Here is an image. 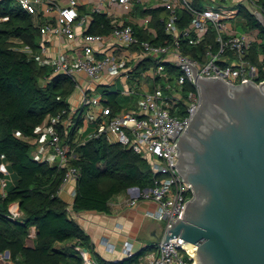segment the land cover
Masks as SVG:
<instances>
[{"label": "built area", "instance_id": "2783aa9c", "mask_svg": "<svg viewBox=\"0 0 264 264\" xmlns=\"http://www.w3.org/2000/svg\"><path fill=\"white\" fill-rule=\"evenodd\" d=\"M17 1L22 10L34 17L40 30L36 57L52 67L55 75L70 78L76 83V90L82 91L78 108L45 121L43 126L51 130L52 137L43 149L33 144L34 159L47 161L45 157L50 154L57 166L66 169L60 192L66 185L74 184L71 196L75 198L80 171L69 166L75 155L67 142L72 130L83 121L84 125L78 127L79 137L89 126L93 127L83 143L105 137L110 144L122 145L149 161L154 174L158 176L155 186L145 191L130 188L127 204L132 207L139 201L155 203L157 211L148 215L156 221H164L166 230L172 222L181 218L186 203L192 198L191 186L183 181L177 170V139L173 137L178 127L181 128L180 132L176 131L179 134L185 131L200 103L191 66L196 67L200 76L205 78H220L231 84L262 83L259 66L247 58L258 34L238 31L230 20L239 15L241 4H245L254 16L257 11L264 15V0H203L207 3L202 6L198 0H159L169 13L164 23L170 40L163 45L141 40L134 27L128 24L116 25L108 35L87 34L84 27L88 17L80 12L83 0ZM94 1L97 5L92 13H100L103 4H119L129 9L134 2L141 3V0ZM182 11L189 15L190 22L186 28L178 29V16ZM210 29L215 33V44L207 45L204 61L191 59L182 53L183 41L191 40L192 44H199L205 41ZM104 44L109 46L105 48ZM133 49L142 52L143 63L147 60L153 63L148 70L138 72L135 85L142 83L145 87L144 82H152L153 88L138 91L134 85L125 91L126 96H138L140 106L135 111L114 113L109 106H103L102 97L94 92L108 79L114 82L127 78L130 73L135 74L136 65L129 58L115 56L116 51ZM23 51L33 52L30 47H25ZM166 65L176 66L177 73ZM81 73L86 76V87L81 85ZM187 84H191L194 90L186 92ZM175 88L182 89L183 93ZM98 108L101 109L99 114L93 115ZM1 158L5 159V156L1 155ZM0 182L6 186L5 179L0 178ZM11 215L13 219L21 217L19 211H11ZM102 244L108 252H114L112 243L103 240ZM79 249L83 248L78 247L77 251ZM142 250L146 252L132 264H194L198 245L178 237L166 244L162 239H157L142 247ZM140 252L134 251L133 243L126 242L123 247L124 260L134 258ZM80 254L84 264H98L89 250L86 254ZM10 261L6 253L0 254V263Z\"/></svg>", "mask_w": 264, "mask_h": 264}, {"label": "trees", "instance_id": "16d2710c", "mask_svg": "<svg viewBox=\"0 0 264 264\" xmlns=\"http://www.w3.org/2000/svg\"><path fill=\"white\" fill-rule=\"evenodd\" d=\"M207 1L198 0L202 6ZM155 11H144L153 15V26L157 35H137L141 40L163 45L170 40L164 21L169 17ZM93 21L87 34L108 35L112 26L103 14L92 13ZM178 29L189 25V15L182 11L178 16ZM240 30L257 33L248 60L259 66L264 81V28L245 4L240 5L237 18ZM41 33L34 17L21 9L17 0L0 2V157L10 164L14 183L5 197L0 198V254L7 251L14 264H84L77 248L92 252L90 237L72 217V213H109L111 201L130 188L142 191L152 189L158 178L150 163L143 156L119 144H110L105 137L83 140L92 132L89 126L79 137L75 127L68 139L75 157L69 163L80 171L77 195L72 207L59 192L64 183L66 169L57 163L37 161L33 157L34 139L37 129L50 118L70 112L69 99L76 91V83L70 78L55 75L54 69L36 57ZM215 44V33L210 29L205 41L192 44L182 42V53L191 59L205 60L207 45ZM30 47L32 53L23 51ZM260 57H263L261 59ZM153 65L147 60L137 71ZM174 73L178 68L166 65ZM194 90L191 84L185 91ZM112 96L104 101L114 113L122 109L121 101ZM20 205L21 217L13 219L11 206ZM35 232L34 246L28 241ZM68 244L66 247L60 245ZM73 248L75 253L67 251ZM146 251L142 250L130 260L117 264H132ZM93 253V252H92ZM98 264H114L93 253Z\"/></svg>", "mask_w": 264, "mask_h": 264}, {"label": "water", "instance_id": "95a60500", "mask_svg": "<svg viewBox=\"0 0 264 264\" xmlns=\"http://www.w3.org/2000/svg\"><path fill=\"white\" fill-rule=\"evenodd\" d=\"M255 17L264 28V15ZM191 70L200 103L173 137L192 198L159 239L198 245L194 264H264V81L231 84Z\"/></svg>", "mask_w": 264, "mask_h": 264}, {"label": "crops", "instance_id": "0c3cea01", "mask_svg": "<svg viewBox=\"0 0 264 264\" xmlns=\"http://www.w3.org/2000/svg\"><path fill=\"white\" fill-rule=\"evenodd\" d=\"M2 0H0L1 2ZM83 6L80 8V12L83 15L88 17V21L84 29L88 32V29L93 21V17L91 13L93 9L96 8V1L94 0H83ZM144 11H155L165 14L167 11L162 7L159 0H141V3L134 2L133 6L129 9L125 7L114 4L113 6H109L108 4H103L101 7V12L99 14H103L109 20V23L113 28L116 25L128 24L134 27V29L138 32V34L147 33L148 35H152L153 38L157 35L156 29L153 26V15L152 14H143ZM156 12V13H157ZM237 18L230 20V24L235 27L238 31H241L239 28V24L237 22ZM105 48L109 45L104 44ZM103 50L104 48L101 47ZM115 56H122L123 58H129L131 63L136 65L135 74H129L127 78L122 80H116L111 82L109 79L105 82H102L100 86L97 88V91L94 94H99L102 97V104L104 101H109L112 96H117L116 101H121L122 109L121 111L127 110H137L140 106V101L138 96H126L127 92L131 87H134L135 81L137 80L138 71L137 69L140 65L145 61L143 60V54L138 50H119L116 51ZM136 75V79H135ZM80 82L82 87L87 86L86 76L85 74H80ZM121 83L123 86L122 91H118V93H112L110 88L115 86L117 83ZM139 83L136 86L138 91H142L143 89L151 90L153 88L152 82H144ZM101 88H104V92L101 93ZM82 98V91H78ZM71 98V97H70ZM76 101V100H75ZM81 101L77 102L74 107L70 104L71 109H76L79 107ZM104 106V105H103ZM100 108L95 110L93 115L99 114ZM91 133V132H90ZM84 136H87L84 134ZM52 133L51 130L47 126L41 125L38 129L37 136L34 139H31V143L35 144L37 148L43 149L47 146L49 139H51ZM50 154L46 155L47 161L50 160L52 163H56L51 158ZM45 159V160H46ZM0 178H3L7 181L6 186L4 187L0 182V198L5 197L7 195L8 190L11 185L14 183V177L12 175L10 164L3 160L0 157ZM74 184L66 185L65 188L59 193V196L67 202L70 207L74 203V198L71 196V192L74 190ZM129 199L128 191L121 193L116 196L110 203V212L109 213H97V212H81V213H72V217L80 224V226L84 229L87 235L90 237L92 244V252L99 255L103 259L113 262L117 260H124L123 255V247L126 242H131L134 244V251L136 253L142 250L147 244H151L157 240L153 236V233L157 230L154 229L153 224L148 221L154 220L149 217L148 213L157 211V205L153 202L149 201H139L136 206H128L127 200ZM20 205L13 204L10 208L12 212L19 211ZM156 221V220H155ZM151 222V221H150ZM145 230L147 232V237L145 241L139 240L140 234ZM34 238L35 232L32 234V238L28 241L29 246H34ZM156 239V240H153ZM159 239V237H158ZM103 240H107L115 246V250L113 253L108 252L105 249V246L102 244ZM91 252V253H92ZM92 253V254H93ZM0 264H14L12 261L10 262H1Z\"/></svg>", "mask_w": 264, "mask_h": 264}, {"label": "rangeland", "instance_id": "374dc122", "mask_svg": "<svg viewBox=\"0 0 264 264\" xmlns=\"http://www.w3.org/2000/svg\"><path fill=\"white\" fill-rule=\"evenodd\" d=\"M100 90H101V93H103L105 89L101 88ZM110 90H111L112 93H118V91H122L123 90V86L119 82L115 86L111 87ZM175 90L179 91L180 93H183L182 89L175 88ZM80 100H81V95L78 93V90H76L75 93L72 95V97L69 99V102L72 105V107H74L76 105V103L79 102ZM150 221H148V222L152 223L154 229L157 230V233H158L157 236L159 238H161L163 233H164V230L166 228L165 222L164 221H155V220H150ZM146 237H147V232L145 230H143V232L140 234L139 240L145 241ZM153 240H156V239H153ZM67 245L68 244L60 245V247H66ZM67 251L70 252V253H75V250L73 248L69 249L67 247Z\"/></svg>", "mask_w": 264, "mask_h": 264}]
</instances>
